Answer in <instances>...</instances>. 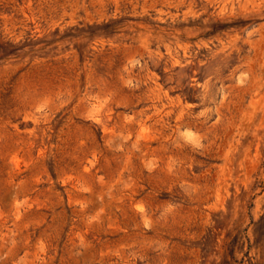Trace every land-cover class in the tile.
<instances>
[{
    "label": "rangeland",
    "instance_id": "rangeland-1",
    "mask_svg": "<svg viewBox=\"0 0 264 264\" xmlns=\"http://www.w3.org/2000/svg\"><path fill=\"white\" fill-rule=\"evenodd\" d=\"M0 264H264V0H0Z\"/></svg>",
    "mask_w": 264,
    "mask_h": 264
}]
</instances>
